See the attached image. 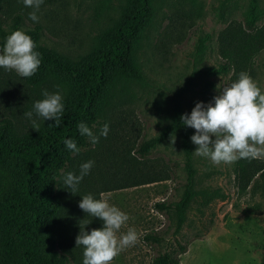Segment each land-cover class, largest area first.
<instances>
[{
    "label": "rangeland",
    "instance_id": "1",
    "mask_svg": "<svg viewBox=\"0 0 264 264\" xmlns=\"http://www.w3.org/2000/svg\"><path fill=\"white\" fill-rule=\"evenodd\" d=\"M249 1L153 0L152 19L133 53L143 81L119 82L111 88L97 121L89 126L99 142H89V147L73 155L62 174L61 191L72 216L96 219L103 226L102 220L84 212L79 203L85 195L99 199L104 193L110 205L129 217L117 235L134 228L137 242L121 251L111 264H151L158 252L174 253L177 241L186 245L180 264H264V157L254 159L263 169L240 188L235 162L216 165L209 158L195 155L198 146L191 137L196 130L188 127L195 193L176 230L178 213L174 207L182 197L186 177L180 135L173 133L165 138L145 157L136 153L139 144L158 136L171 121L174 101L190 115L197 102L214 104L222 87L235 82L231 72L215 71L221 63L217 36L231 21L242 20ZM124 3L43 1L37 12L38 22H33L29 19L33 9L25 7L23 0H0L1 30L10 32L12 19L18 15L21 20L16 30L26 33L38 26L41 47L76 62L119 18ZM257 3V24L264 25V0ZM3 45L0 34V49ZM248 74L264 93V51L254 59ZM43 90L59 92L30 88L14 70L0 67V122L9 118L18 130H31L32 122L24 115L29 111H33L38 124L44 122L33 109L34 103L44 98ZM105 124L109 126L106 138L100 136ZM90 160L94 162L92 169L72 193L63 176L68 172L79 175L80 165ZM157 202L171 209L158 211ZM149 233H157L159 243L145 241ZM73 246L84 250L76 243Z\"/></svg>",
    "mask_w": 264,
    "mask_h": 264
},
{
    "label": "trees",
    "instance_id": "2",
    "mask_svg": "<svg viewBox=\"0 0 264 264\" xmlns=\"http://www.w3.org/2000/svg\"><path fill=\"white\" fill-rule=\"evenodd\" d=\"M52 3L54 0H43ZM153 0H125L119 18L97 38L95 47L74 62L38 44L39 27L26 32L40 54L37 72L23 82L30 88H53L62 94L64 111L59 127L46 120L35 129L20 131L9 118L0 122V264H83L82 248H76L81 228L89 233L99 229L96 219L72 216L61 191L62 174L68 170L73 154L64 140L72 139L80 151L89 147L77 125L88 126L97 121L102 101L119 82H142L143 74L134 58V49L153 14ZM257 0H250L242 12L241 21H231L217 36L221 63L217 73L252 71L254 59L264 51V25H258ZM20 16L12 19L10 32L0 34L5 44L7 36L16 30ZM184 112L177 102L172 105L171 121L158 136L138 145L136 153L145 157L159 142L173 133L180 135L185 181L183 194L174 210L178 213L176 230L184 221L185 210L194 195L192 144L190 131L181 117ZM254 159L235 161L234 172L240 188L262 170ZM264 195V183H262ZM158 211L171 209L157 202ZM144 240L157 244V233L146 234ZM83 247V246H79ZM174 253L158 252L151 264H180L186 245L176 242Z\"/></svg>",
    "mask_w": 264,
    "mask_h": 264
},
{
    "label": "clouds",
    "instance_id": "3",
    "mask_svg": "<svg viewBox=\"0 0 264 264\" xmlns=\"http://www.w3.org/2000/svg\"><path fill=\"white\" fill-rule=\"evenodd\" d=\"M23 4L33 9L29 19L38 22L37 12L43 0H23ZM35 47L31 37L23 30L13 31L0 49V67L14 70L23 78L33 76L41 64L40 54L34 51ZM42 95L44 98L33 105L35 116L44 121L54 120L55 125L49 126L59 127L64 111L61 94L43 90ZM24 115L31 120L32 128L38 131L39 124L33 119V111ZM181 121L196 130L191 137L198 146L195 155L209 158L213 164H231L239 159L264 157V93L246 72L239 73L235 82L222 87L221 94L214 97V104L197 102L191 114L182 115ZM77 127L92 145L99 142V136L94 135L86 123L80 122ZM108 131L109 126L105 124L100 136L106 138ZM64 144L73 154L80 152L72 139L64 140ZM93 165L94 162L90 160L80 165L79 175L68 172L63 176V183L71 188L72 193L77 191V186ZM79 207L103 221L102 228L89 233L83 227L76 237V246L84 248L83 264H111L121 251L137 242L138 235L134 228L117 235L129 217L118 207L110 205L104 193L100 194L99 199L91 194L83 196Z\"/></svg>",
    "mask_w": 264,
    "mask_h": 264
}]
</instances>
